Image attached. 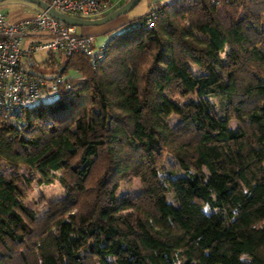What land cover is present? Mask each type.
Instances as JSON below:
<instances>
[{"label": "trees", "instance_id": "obj_1", "mask_svg": "<svg viewBox=\"0 0 264 264\" xmlns=\"http://www.w3.org/2000/svg\"><path fill=\"white\" fill-rule=\"evenodd\" d=\"M157 9L94 64L48 51L68 86L0 110V264H264V0Z\"/></svg>", "mask_w": 264, "mask_h": 264}, {"label": "built area", "instance_id": "obj_2", "mask_svg": "<svg viewBox=\"0 0 264 264\" xmlns=\"http://www.w3.org/2000/svg\"><path fill=\"white\" fill-rule=\"evenodd\" d=\"M45 1L62 13L82 18L102 16L114 5L112 0ZM157 14L158 9L154 8L146 15L148 27ZM28 36L31 40L26 44ZM107 40L96 45L94 34L77 32L74 25L58 20L41 7L13 21L0 11V110L5 115H19L24 108L40 104L43 96L57 91L59 84L68 86L66 74L45 77L32 69L27 57L36 50L48 49L62 56L83 54L94 64L103 57Z\"/></svg>", "mask_w": 264, "mask_h": 264}, {"label": "rangeland", "instance_id": "obj_3", "mask_svg": "<svg viewBox=\"0 0 264 264\" xmlns=\"http://www.w3.org/2000/svg\"><path fill=\"white\" fill-rule=\"evenodd\" d=\"M114 2L113 6L122 4L126 0H112ZM171 0H139V2L124 14H120L115 18L98 25H82L75 26L77 32H87L86 30H91L95 34V44L99 45L102 41H105L110 35L117 33L127 26L136 24L138 17L146 16L151 9L157 8L159 5L165 4ZM112 6V8H114ZM39 6L35 3L26 0H2L0 1V11H2L9 21L19 19L36 12ZM111 10V9H110ZM31 37H25V42L30 40ZM48 49H38L32 54H30L27 59L33 64L32 69L42 74L45 77H52L55 75V71L58 69L56 64L46 63L48 57ZM56 95V91H53L49 96H43L44 101H48L51 97ZM177 117L172 115L169 119V123L173 124L177 121ZM229 126L235 128V123L231 121ZM165 163L167 166L176 167V159L167 154ZM141 188L139 180L136 177H130L122 182H120L119 187L116 190L117 198L125 192L135 193ZM62 195V187L58 181H53L48 184L41 183L40 185H34L33 190L28 194L25 199V203L41 212L46 206L47 200ZM168 199L172 201L171 197Z\"/></svg>", "mask_w": 264, "mask_h": 264}, {"label": "water", "instance_id": "obj_4", "mask_svg": "<svg viewBox=\"0 0 264 264\" xmlns=\"http://www.w3.org/2000/svg\"><path fill=\"white\" fill-rule=\"evenodd\" d=\"M2 1V0H0ZM32 3H35L39 7L46 9L48 13H50L52 16L57 18L60 21H63L66 24L74 25V26H82V25H98L105 23L116 16L120 14H124L127 11H129L131 8H133L139 0H126L122 4L117 5L114 9L110 10L106 14L96 17V18H82L78 16L68 15L65 13H62L52 7H50L45 0H26ZM55 57L57 61H59V55L55 54ZM61 67H59L60 69Z\"/></svg>", "mask_w": 264, "mask_h": 264}, {"label": "crops", "instance_id": "obj_5", "mask_svg": "<svg viewBox=\"0 0 264 264\" xmlns=\"http://www.w3.org/2000/svg\"><path fill=\"white\" fill-rule=\"evenodd\" d=\"M87 32H84V33H92V34H94L93 33V31H91V30H86ZM95 35V34H94ZM38 38H40V37H38ZM30 40H31V38H30ZM30 40H28L27 42H25L26 44L30 41Z\"/></svg>", "mask_w": 264, "mask_h": 264}, {"label": "flooded vegetation", "instance_id": "obj_6", "mask_svg": "<svg viewBox=\"0 0 264 264\" xmlns=\"http://www.w3.org/2000/svg\"><path fill=\"white\" fill-rule=\"evenodd\" d=\"M113 7L115 8L116 6H113ZM114 8H111V10L114 9Z\"/></svg>", "mask_w": 264, "mask_h": 264}]
</instances>
